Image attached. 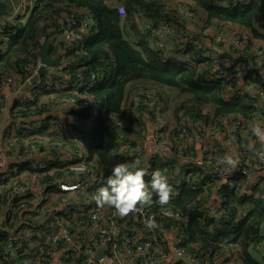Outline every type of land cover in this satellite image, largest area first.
<instances>
[{
	"label": "trees",
	"instance_id": "16d2710c",
	"mask_svg": "<svg viewBox=\"0 0 264 264\" xmlns=\"http://www.w3.org/2000/svg\"><path fill=\"white\" fill-rule=\"evenodd\" d=\"M114 1L36 0L25 22H7L0 18V83L4 78L11 77L14 88L22 84L27 77L24 68L36 62L43 41L50 44L49 57L60 54L62 59L54 71H48L31 89L32 101L19 104L15 100L6 107L0 99V112L5 110L7 122L0 138L3 153L8 156L17 150L23 155L31 144L41 150L46 147L49 151V156L45 157L48 160L38 164L35 170L24 159L10 164L6 172L0 171V259L12 262L38 257L23 256L21 250L9 256L5 247L12 232L20 235L28 233L33 239L36 235L35 239L40 241L44 238L42 231L46 227L44 221H47V215L39 212L51 191L56 192L52 182L60 178L73 179L67 169V160L55 156L57 145L82 146L89 167L98 175L97 181L91 183L86 191L77 194L81 203L92 199L97 204L94 198L97 190L103 186L115 164L130 162L134 167L145 168L148 163L145 154L137 155L136 152L139 151L138 142L146 138V122L143 115L130 111L126 105L135 86H152L169 89L174 99H179L172 110V124L167 123V128L159 131L160 141L169 144L170 151L155 158L148 169L149 173L158 170L169 179L177 180L178 186L166 204L154 202L147 207L154 213L163 210L178 217L157 216L154 225L156 228H173L184 246L204 263L213 264L218 260L234 258V261L243 264H264V258L256 250V246L264 250V187L253 182L247 188V180L239 172L231 176L230 185H216L207 167L196 166L190 161L197 157L195 144L185 150L180 141L173 139L177 134L176 117L179 112L189 116L187 128L195 142H200L211 123L222 116H240L244 129L249 128L252 135V127L258 121L264 122V103L262 106L258 95L251 98L244 92L225 97L226 81L221 73L224 70L215 67L205 55L207 51L202 40L199 41V36L193 32L197 25L201 26V30L211 23L219 28L222 25H239L249 30L252 38L264 42V0H118L117 5H122L125 10L123 19L119 18ZM170 5L188 9L196 20H183L173 11L164 13ZM68 8L89 13L94 20L80 53H76L75 45H67L61 36V21ZM163 23L173 25L165 36L164 47L159 48L158 30ZM189 25L193 29H188ZM230 62L227 69L244 63L249 68L245 81L257 91L264 89V81L259 83L256 65L249 55L245 60L231 57ZM77 74L83 75L86 81L90 75H95L96 84L89 89V94L100 105L101 113L87 132L71 129L61 132L54 129L51 122L83 117L86 113L75 107L69 110L58 107L57 103L66 95L68 88H54L45 82H64L73 87ZM114 114L125 118L131 125L128 132L131 133L132 144L129 146L117 142L108 133V121ZM31 123L39 124V128L30 131L22 128V125ZM224 139L232 140L238 147L236 157L240 160L252 159L254 147H239L237 128H233L230 137L224 136ZM222 154L218 149L217 154L206 152L202 158L223 161L226 157L223 158ZM149 179L150 176L145 177L146 181ZM15 180L40 183L48 191L45 195L47 199L43 196L37 206L20 208L21 204L27 205L31 200L10 193L9 187ZM212 196L218 198V204L210 209L208 203ZM153 200H156L155 196ZM46 205L42 208L53 206ZM75 205L65 215V220L72 237L82 239L90 231L91 224L85 216L79 215ZM27 214L30 216L27 217ZM132 214L120 216V240L122 236H133L122 222L124 225L137 223L139 226ZM36 215L37 221H34L32 217ZM50 227L45 230L52 234L54 228ZM140 232V236H147L142 229ZM70 254L76 264H85L80 256L74 252ZM72 258L68 261L71 262Z\"/></svg>",
	"mask_w": 264,
	"mask_h": 264
},
{
	"label": "built area",
	"instance_id": "2783aa9c",
	"mask_svg": "<svg viewBox=\"0 0 264 264\" xmlns=\"http://www.w3.org/2000/svg\"><path fill=\"white\" fill-rule=\"evenodd\" d=\"M0 3L5 5L4 14H2L0 18L7 22L16 21L23 23L31 15L36 0H0ZM116 9L119 18L123 19L125 16L124 7L122 5H117ZM166 11H173L175 15L179 16L181 19L183 18V20L186 19L190 22L196 20L195 16L189 12L188 9L179 5H170L166 8L164 13H167ZM93 24L94 20L89 13L75 8H68V11L63 14L61 21V36L65 43L75 44L77 47L76 53H80L83 40ZM172 25V23H163L160 25L158 30L159 48L164 47L165 36ZM203 31L211 33L213 38V47L206 48L207 53L205 55L210 58L215 67L222 69L227 65L229 67L231 65L230 58L219 50V46L223 42L222 30L218 26H215L214 23H211L205 25ZM250 38V33L247 31L235 32L229 40V47L233 50H241L249 44ZM39 66V58L37 57L34 64L25 66L24 70L27 72V77L22 84L14 88L13 79L11 77H6L1 81L0 89L13 88V92L20 94L17 99L19 104L32 101L33 95L31 89L39 83L41 78L24 92H21L20 88L36 74ZM248 71L249 68L243 63H238L232 69L222 71V76L226 81L224 95L225 97H234L244 92H247L251 98L258 95L262 100L263 106L264 89L257 91L248 81H244L245 85L241 88L237 85L238 73L245 76ZM75 78L76 80L73 83V87L66 85L64 82L49 80L45 82L46 85H51L54 88H68L66 95L57 103L58 107L67 108L68 110L75 107L86 113L83 117H70L67 121L57 123L51 122V126L61 132H65V130L68 129L87 132L92 128L101 113L100 105L89 94V89L96 84L95 75H90L87 81L84 80L81 74H77ZM162 89L164 90L166 88ZM163 90L152 86L134 87L128 96L126 105L130 111L137 112V114L143 115L144 118L150 117L155 124V129L149 139H143L142 147H139V151L136 152L137 155L145 154L148 160L145 166L147 169L151 167V162L154 161L155 158L170 151V145L162 143L159 134V131L167 128V122L164 117L165 107L162 102ZM189 121V116L185 115L183 112L177 114V134L173 139L180 141L185 150H189V148L195 144L194 136L187 128ZM130 127L131 125L128 120L114 114L110 116L107 130L117 142L124 146H129L132 144L129 138V134L131 135V133L128 132ZM22 128L25 131L37 130L39 124H24ZM233 128L238 129L240 138L239 147L241 149L255 147L258 140L254 139L252 143L248 141L249 128L244 129L242 118L237 115H226L213 121L205 134V139L210 143L217 133H222L225 137L229 138ZM249 145H252V147H249ZM55 151V156L67 160V169H69L73 179L71 178L68 181L60 178L53 181L52 186L54 190L60 194L61 199L55 207L41 209V213L48 215L51 219V225L54 228L50 235L46 252L38 257L25 258L12 262L0 259V264H76L72 263L73 261H68L71 252L80 256L85 264H122V253L123 256L128 257L129 263L132 264H156L160 259L169 257L177 258L186 264H209L204 263L194 252L188 250L184 246L183 240L176 234L173 228H156L155 225L148 228L145 226L144 221L146 219L151 218L155 221L157 216L174 217L177 219V214H172L168 211L161 210L154 213L151 209L145 207L141 212L133 213V218L141 225V229L147 236H122L120 240L121 229L119 220L121 215H119L115 209L94 204L92 199H88L83 203L77 200V194L86 191L88 186L98 179V175L88 165L85 149L82 146L57 145ZM227 154L229 156L230 152H227ZM35 155L48 157L49 151L46 147L41 150L31 144L23 155L17 150H15L12 155L8 156L2 153L0 154V171L9 160L18 162L24 159L28 160L31 169L35 170L39 166L37 162L32 161V157ZM234 159L235 164L231 167L223 164L222 160L209 157H195L194 159H190V161L196 166L207 167L216 180V185H230V178L236 172H239L240 175L247 180V184L251 185L253 174L264 168V149H257L250 161H242L238 157H234ZM169 182L172 185V194L174 195V189L178 186V181L169 179ZM9 189L13 196L18 195L30 198L31 202L27 205L21 204L20 208H25L27 206L34 207L38 205L41 199L43 185L34 181L20 183L19 180H15ZM71 199L72 202L73 200L75 201L74 204L71 202ZM74 205L75 208L77 207V211L80 215L85 216L91 224L90 231L82 239H74L72 237L66 224L67 222L63 217V215L69 214L74 209ZM94 225L98 226L97 230H94ZM30 241H32L31 234L20 235L19 233H13L8 237L9 243L6 245L5 251L9 256H14L16 251L20 250V246L23 243ZM99 248H103L104 252L102 257L97 260L95 258V253ZM256 250L264 258V250L260 247H256ZM215 263L221 264L219 261Z\"/></svg>",
	"mask_w": 264,
	"mask_h": 264
},
{
	"label": "crops",
	"instance_id": "0c3cea01",
	"mask_svg": "<svg viewBox=\"0 0 264 264\" xmlns=\"http://www.w3.org/2000/svg\"><path fill=\"white\" fill-rule=\"evenodd\" d=\"M117 1L118 0L114 1V5L115 6H117V3H118ZM187 28L188 29H191V28L193 29V27H191L190 25L187 26ZM194 28L195 29H194L193 32L197 36H199V41L202 40V45H204L205 48H212L213 47V38H212L211 33L204 32L203 30H201V26H199V25H197ZM220 29L223 32V42L219 46V50L223 54L224 53H227L226 56L228 58L237 56V57H242L245 60V59H247V55H249L250 56V59H251V62L256 65V72L258 74L257 75V78L259 79V83L260 82H263L264 81V42H262L259 39L252 38L251 32L249 30L245 29L244 27L239 26V25H222ZM239 31H247V32L250 33L251 40H250V42H249L246 50H244L245 48H243L241 50H233V49H231L229 47V40L232 37L233 33L239 32ZM60 61H62V59ZM240 63H242V62H240ZM227 68H228V65L225 66L223 69L225 70ZM50 70L54 71L55 69L49 68L48 71H50ZM244 81H245V76L243 74H241V73H238V76H237V85H238L239 88H241L243 85H245V82ZM161 90H163V89L161 88ZM163 93H169V89H164L163 92H162V95H163ZM19 96H20V94H17L15 92H13V88H10V89L2 88V89H0V99H1L2 102H4V104L6 105V107H9L12 104V102H14L15 100H17L19 98ZM168 105L172 109V107H171V100L168 101ZM144 119H145V122H146V131H147V135H146V138L145 139L148 140L149 137L151 136L153 130L155 129V124H154L153 120L150 117H147V118L145 117ZM6 123H7L6 122V112H5V110H2L0 112V138H1V132H2V130L6 127ZM191 127H192V125H191ZM205 134H206V131L204 132L201 141L200 142L199 141H196L195 142V149H196V156L197 157H201L202 158L203 157V154H205L206 152H207V154H211V155L214 154L215 155V154H217L218 149H220V151L223 153L222 154V157L223 158L228 156L227 152H230L229 155H232L233 157H236L237 156V152H238L237 149H238V147L234 144V142L232 140H229V139H226L225 140L224 139V135L222 133H217L215 135V137L213 138V140L210 143H209V141H206ZM131 138L133 140H137L134 137H131ZM254 139H256L255 136H253L250 133L248 135V141L250 143H252V141ZM215 141L217 143H214ZM139 142H141V141H139ZM220 144H222V147H219ZM257 149H264V144H262L261 142L258 141L255 144V147L253 149L254 150L253 151V155H254V152ZM2 153H3V151H2V149H0V154H2ZM46 160H48V158H45V157H42V156H39V155H35V156L32 157V161H35L38 164H40L42 161H45L46 162ZM12 163H13V161L12 160H9L3 166V168H2L1 171L6 172L7 169H8V167ZM31 181L32 180H30V182ZM253 182H254V184H257V185H260V186H263L264 187V168L262 170H260L258 172H255L253 174L251 183H253ZM46 192H48V191L46 190V187L43 186V191H42V194H41V200L45 197ZM52 196H55V198H57V204H58V202L60 201V194L57 193V192H52L51 191V193L49 195V198L52 197ZM45 199H47V198L45 197ZM217 201H218V198L216 196H212L210 198V200H209L208 208L213 209L214 208V205H217L218 204ZM72 203L74 204L75 201L73 200ZM46 204H47V202L45 203V201H44V204H43L44 206H42V207H47ZM57 204H55V205H53L51 207L49 206V208L55 207ZM42 207H40V212H39L40 214H42L41 213ZM45 209H48V208H45ZM26 216L29 217L30 214H27ZM37 217H38V215L33 216L32 219L34 221H37ZM63 217L65 219V215H63ZM45 220L49 221V223L47 221H44V225L46 226L45 229H47V227H50L51 226V219L47 215V217H46ZM66 222H67V220H66ZM124 224L122 222V225L128 231L130 230L133 235L134 234L135 235H141V232H140L141 231V225L140 224H139V226H138L137 223H132V224H129V225L128 224L127 225H124ZM93 228H94V230H97L98 226L97 225H94ZM45 229L42 231V235L44 236V238L41 241L35 239V237H36V235H35L34 239L32 238V241L27 242V243H23L20 246L21 255H23V256L24 255L25 256H27V255L41 256L44 253L46 244L43 243V240L45 239V236L48 235L49 236L48 239H47V243H48L49 242L50 235H51V233L49 234L48 232H46ZM12 234H13V232L11 233V235ZM256 247H260L261 248V246H256ZM70 257L72 258V256H70ZM121 258H122V264H132V263H129L128 257L123 256V253H122ZM72 261H73L72 263H76L75 260H73V258H72ZM218 261L221 264H243L241 261H234V258H231V260H228V261H221V260H218ZM156 264H186V263L180 261L177 258L169 257V258L160 259ZM214 264H216V263H214Z\"/></svg>",
	"mask_w": 264,
	"mask_h": 264
},
{
	"label": "clouds",
	"instance_id": "9594fccd",
	"mask_svg": "<svg viewBox=\"0 0 264 264\" xmlns=\"http://www.w3.org/2000/svg\"><path fill=\"white\" fill-rule=\"evenodd\" d=\"M251 131L255 138L264 144V122L258 121ZM222 163L231 167L234 166L235 159L229 155ZM146 176H150L148 181L145 180ZM171 194L172 185L169 177L161 171L149 173L147 168L134 167L130 162H119L112 167L110 175L103 186L97 190L94 198L97 204L111 207L119 215L126 216L129 213L141 212L154 202L166 204ZM144 223L146 227L151 228L155 221L148 218Z\"/></svg>",
	"mask_w": 264,
	"mask_h": 264
},
{
	"label": "water",
	"instance_id": "95a60500",
	"mask_svg": "<svg viewBox=\"0 0 264 264\" xmlns=\"http://www.w3.org/2000/svg\"><path fill=\"white\" fill-rule=\"evenodd\" d=\"M4 10H5V5L3 3H0V16L2 14H4ZM50 48V44L47 41H43L40 47V50L37 52V57L39 58V63L40 66L36 72L35 75H33L28 82L24 83L21 88L20 91L24 92L26 89H29L31 85H34L39 78L43 77L44 75H46L48 73V69L51 67L56 66L59 61H60V54L56 55L55 57H49L48 56V50ZM143 142H139L138 145L139 147H142ZM250 186L247 185V188H249ZM104 249L103 248H99L97 249L96 253H95V258L97 260H99L102 255H103Z\"/></svg>",
	"mask_w": 264,
	"mask_h": 264
},
{
	"label": "rangeland",
	"instance_id": "374dc122",
	"mask_svg": "<svg viewBox=\"0 0 264 264\" xmlns=\"http://www.w3.org/2000/svg\"><path fill=\"white\" fill-rule=\"evenodd\" d=\"M67 45H75L73 43H66ZM52 69L55 68L54 67H51ZM163 99H162V102L164 104V107H165V112H164V117L167 121V123L169 125L172 124V110H174V106L176 105V103L179 101V99H174L173 95H172V91L169 90V93H163L162 95ZM171 100V107L172 109L170 108V106L168 105V101ZM61 199V198H60ZM79 200V199H78ZM71 202H72V199H71ZM47 204H51V205H54V204H57V198H55V196H52L48 199L47 201ZM80 215V214H79ZM81 216V215H80ZM48 235L45 236V239L43 240V243H45L47 245V239H48ZM46 252V248L44 250V253Z\"/></svg>",
	"mask_w": 264,
	"mask_h": 264
}]
</instances>
